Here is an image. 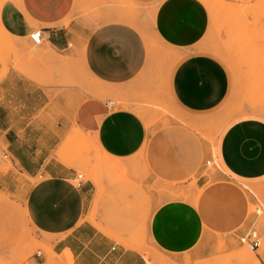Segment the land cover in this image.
Here are the masks:
<instances>
[{"label":"crops","instance_id":"1","mask_svg":"<svg viewBox=\"0 0 264 264\" xmlns=\"http://www.w3.org/2000/svg\"><path fill=\"white\" fill-rule=\"evenodd\" d=\"M124 1L133 7L123 0L0 3L6 37L22 45L34 31L44 35L36 53L42 60L26 75L10 69L0 79L4 153L21 175L17 184L12 172L0 173V189L13 194L26 188L30 226L72 264H148V248L175 260L203 259L215 252L218 238L227 241L245 229L250 205L264 203V118H236L221 129L215 146L194 133H177L174 142L171 133L158 136L150 176L160 170L169 182L187 181L179 198L160 201V194L146 191V248L119 243L99 218L88 219L94 186L75 185L78 174L58 154L78 134L105 160L130 158L148 140L140 104L169 103L199 122L232 90L227 68L201 46L210 15L200 0ZM62 69L80 72V87L60 89L61 76L50 71ZM89 76L108 89L112 106L84 92ZM202 157L212 169L200 165ZM46 262L41 256L40 264Z\"/></svg>","mask_w":264,"mask_h":264},{"label":"rangeland","instance_id":"2","mask_svg":"<svg viewBox=\"0 0 264 264\" xmlns=\"http://www.w3.org/2000/svg\"><path fill=\"white\" fill-rule=\"evenodd\" d=\"M200 1L210 15L208 32L201 46L224 64L232 78L228 98L212 116L194 122L172 104L145 101L138 106V112L147 127L148 140L136 155L105 160L90 140L78 134L66 139L58 151L59 156L83 176V183L90 182L94 186V201L88 219L96 223L99 218L114 239L125 245L146 248V227L142 220L148 198L146 191L160 194V201L185 196L183 184L187 179L169 182L160 170L153 173L156 178L150 176L151 147L160 142L158 136L171 133V141L174 142L173 137L177 133H194L202 142L213 145L221 129L236 118H264V0ZM135 8L148 10L146 5ZM89 15H93L91 8ZM146 16L149 18L150 13ZM40 48L31 42L16 44L0 30V79L10 69L26 75V70L38 63V58L42 60L36 54ZM50 74L61 76L60 89L80 87V72L62 69L51 70ZM84 85V92L89 98H104L112 106L115 99L107 88L90 76ZM171 141L165 140V144L169 145ZM4 152L6 146L0 134V173L12 172L18 184L21 175L9 158H5ZM207 161L202 157L200 165L212 169ZM191 178L194 183V177ZM78 182L77 179L73 181L75 185ZM5 186L2 184L4 189ZM25 194L26 188L13 194L0 189V264H40L41 257L36 258L38 252L47 258L45 264H72V257L53 254L51 247L30 226L24 212ZM254 239L259 240L260 246L252 250L249 243ZM147 256L148 264H264V203L261 200V203L250 205L245 229L227 241L226 238H218L215 252L203 259L185 257L175 260L158 254L152 248H148Z\"/></svg>","mask_w":264,"mask_h":264},{"label":"built area","instance_id":"3","mask_svg":"<svg viewBox=\"0 0 264 264\" xmlns=\"http://www.w3.org/2000/svg\"><path fill=\"white\" fill-rule=\"evenodd\" d=\"M30 40L31 42L36 45V46H39L43 43L44 41V35H43V31L42 30H37V31H34L30 34ZM5 158H8V156L5 154ZM211 162H207V165H210ZM79 182H78V186H80L82 183H83V176L81 175H77V178H76ZM250 248L253 250V249H256L260 246V242L258 239H254L252 240L250 243ZM42 256V253L41 252H38L36 254V258H40ZM33 264H39L37 262H33Z\"/></svg>","mask_w":264,"mask_h":264},{"label":"bare ground","instance_id":"4","mask_svg":"<svg viewBox=\"0 0 264 264\" xmlns=\"http://www.w3.org/2000/svg\"><path fill=\"white\" fill-rule=\"evenodd\" d=\"M0 30H1V32L4 34V30H3V28L0 26Z\"/></svg>","mask_w":264,"mask_h":264}]
</instances>
